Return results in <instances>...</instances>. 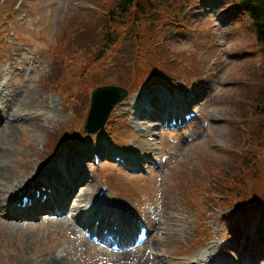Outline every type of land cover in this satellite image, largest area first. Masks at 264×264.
<instances>
[{
    "label": "rangeland",
    "instance_id": "rangeland-1",
    "mask_svg": "<svg viewBox=\"0 0 264 264\" xmlns=\"http://www.w3.org/2000/svg\"><path fill=\"white\" fill-rule=\"evenodd\" d=\"M166 1L159 5L166 7ZM225 1L174 0L176 6L168 16L177 21L160 31L166 38L165 51L175 60L165 68L176 80L183 72L193 74L198 81L190 87H200L189 90L182 85L171 91L152 87L118 103L114 111L123 121L117 117L110 122L116 137L111 143L104 135L85 132L84 120L96 87L128 88L119 74H108L123 62L129 42L118 43L98 58L90 73L99 80L91 87L80 86V80L90 74L83 75V67L67 60L62 61L55 81L50 77L58 69L55 59L65 52L57 42L59 30L68 20L71 23L75 13H84L100 22L101 34L104 12L113 0H0V131L7 123L18 125L9 135L0 134V146L9 152L8 175L26 178V185L37 182L39 187L44 176L31 178L33 171L44 173L60 159H78L82 171L80 179H73L78 196L67 199L59 216L34 207L29 210L37 216L18 217L14 222L20 224L11 230L8 207L15 202L10 191L17 181L8 191L0 187V264H52L51 256H61L62 264H201L202 257L206 264H264L260 215L246 220L235 205L224 206L225 191L219 178L211 175L212 166L219 171L231 169L247 149L233 125L248 100L245 91L263 84V59L250 19L228 12L232 6ZM115 60L118 65L108 70ZM251 70H255L252 76ZM68 96L79 103V110L68 104ZM25 102L30 104L23 106L22 117L8 115ZM166 105L173 111L194 110L198 116L179 128H164L159 118ZM73 143L79 146L76 150L69 148ZM94 153L101 156L98 165ZM114 153H122L133 166L115 163ZM45 177L53 178V173ZM202 177L208 182L202 198H193L188 193L190 184ZM105 185L111 202L106 198L101 204L99 191ZM217 193L222 195L218 201ZM83 198L91 206L84 207ZM91 208L93 218L98 212L107 214V221L113 219L118 229L133 225V242L137 227L146 224L148 241L126 259L89 241L84 226L69 214L83 216ZM205 233L208 238L202 239ZM253 253L261 258L255 259Z\"/></svg>",
    "mask_w": 264,
    "mask_h": 264
},
{
    "label": "trees",
    "instance_id": "trees-1",
    "mask_svg": "<svg viewBox=\"0 0 264 264\" xmlns=\"http://www.w3.org/2000/svg\"><path fill=\"white\" fill-rule=\"evenodd\" d=\"M94 1L99 2L100 0ZM161 1L113 0L112 6L107 7L104 13L105 27L101 34V27H97L100 25L99 21L89 14L75 13L73 20H70L71 23L68 20L66 27L59 30L57 42L61 50L65 52L59 55V60L55 59L56 65H59L50 80L55 81L54 76L61 70L62 61L67 60V64L83 67V75L87 72L90 74L87 79L80 80V86L91 87L99 80L90 73L99 64L98 58L112 47H116L118 43L128 41V48L123 51V60H121L123 62L108 75L119 74L120 80L124 79L129 85L127 89L130 94L154 85H163L172 89L179 87L180 82L192 88L190 86L198 81L193 78V74L183 72L178 75L179 82H177L165 68L172 55L169 50L165 51L166 38L160 36V31L167 30L177 19L168 16L176 6L174 0H167L166 7L159 5ZM227 2L232 6V10L236 9L239 15H246L250 19L248 25L256 35L258 48L262 54L260 72L263 84L253 86L251 91H245L244 95L248 100L244 102L245 106L233 125L247 149L241 151L236 163L230 167L231 169L219 171L218 166H212L214 171L212 170L211 175L219 178L220 187L225 191L223 193L224 206L235 205L236 210L245 216L260 213L264 218V0H234L233 2L227 0ZM109 4L110 2L108 6ZM131 26H133L132 31ZM66 34L69 35L66 36ZM127 34H131L134 39L132 47L130 45L132 40H128ZM160 42L164 47L160 45ZM84 48L86 50L82 52L81 49ZM253 72L255 73V70H251L249 75L252 76ZM67 102L74 107V110L80 109L79 103L76 100L72 102L69 96ZM252 115L256 118L251 119ZM110 122L111 119L98 133L109 136L114 142L116 137L114 134L112 136ZM83 137L81 133V140ZM228 164L231 165V163ZM207 183V179L203 177L193 181L188 193L193 198L197 195L202 198L201 192ZM217 197L218 201L222 195L217 193ZM196 213L202 216L200 211L196 210Z\"/></svg>",
    "mask_w": 264,
    "mask_h": 264
},
{
    "label": "bare ground",
    "instance_id": "bare-ground-1",
    "mask_svg": "<svg viewBox=\"0 0 264 264\" xmlns=\"http://www.w3.org/2000/svg\"><path fill=\"white\" fill-rule=\"evenodd\" d=\"M142 98H143V96H141V99ZM165 102L167 103V100H165ZM29 104H30L29 102L17 104L14 108L9 110L8 115L11 117H14V118L22 117L23 116V114H22L23 106L27 107V106H29ZM48 106H49V104H48ZM50 111L54 113V112H56V109L52 108ZM1 121L2 120H0V122ZM3 122H5V120ZM16 126L18 127V125H16V124L7 123V125L5 126V129H2V131H0V134H3V135L8 134L9 135V132H13ZM6 130H7V132H6ZM6 149H8V147L0 146V179H1L0 180V187L2 186L4 191H8L10 189V186H12L17 181V183L14 185V187L10 191L11 196H12L11 199H14V200L17 199V192L16 191H20L22 189H26V191L23 193V195L32 196V193L35 192V190L33 189V187H31V185H26V178L21 180L18 177H15V179H13L11 177V175L10 176L8 175L9 164H7V163H9V152ZM84 154L88 155L87 152H85ZM79 167H80V162L78 161V159H73V158L60 159L57 163V170L55 172L51 169H46L43 173L42 170L39 169V170L33 171V176L31 178L35 177V175H38V177L44 176V180H43L42 184L48 186L52 190V192L50 194L47 193V200H49L50 198H52L55 195H59L61 197L65 195L63 192V189L58 188L57 184L55 183V181L57 182L59 179L64 180V181H68L67 191L72 192L73 196H76L77 192L75 191V185L73 182H69V180L71 178L80 179L79 173L82 171H80ZM47 172H48V174L53 173L52 179L45 177ZM29 183H30V180H29ZM85 195L87 196V193ZM84 198H86V197H84ZM84 198H83V201L85 200ZM106 198H107V200H109V198H110L109 190L107 191V193H105V195L102 198H100L101 204L104 202V199H106ZM81 200H82V198H81ZM5 201H6V198H5ZM18 201H20V199ZM2 202H3V200H2ZM8 204L9 203H7L6 206ZM88 206H91V202H88ZM41 208H43V207H41ZM8 209H9V211H8L9 215L13 217L12 222H9V224H10L8 227L9 230L15 229L17 227L16 224H20L19 222H14V221H17L18 217L30 215L29 213H27L28 205L18 206L16 204H13L12 207H8ZM93 211H94L93 208L87 210L82 217H79V220L81 222H83L84 224L88 225L90 222V216L93 213ZM97 216L98 215H96V217ZM100 224H105L108 226L112 225L113 227H116V224H113L112 220L111 221H105V219H104L102 221V223H100ZM73 230H75V229L73 228ZM125 233H126V236L124 239L125 243L132 242L133 229L132 228H126ZM144 244H145V242L143 243V245ZM119 253L121 256H124V257H122V259H124V258L126 259L129 256H132L134 254H138L139 250H138V247L135 246L134 249L121 251ZM49 262H52V264H62L63 258L61 256L60 257H52L51 256L49 259Z\"/></svg>",
    "mask_w": 264,
    "mask_h": 264
},
{
    "label": "water",
    "instance_id": "water-1",
    "mask_svg": "<svg viewBox=\"0 0 264 264\" xmlns=\"http://www.w3.org/2000/svg\"><path fill=\"white\" fill-rule=\"evenodd\" d=\"M126 96L127 90L116 85H104L94 89L84 130L92 133L103 127L113 107Z\"/></svg>",
    "mask_w": 264,
    "mask_h": 264
}]
</instances>
